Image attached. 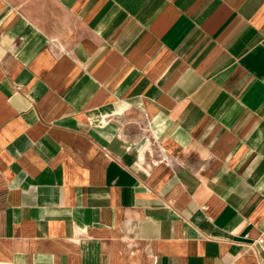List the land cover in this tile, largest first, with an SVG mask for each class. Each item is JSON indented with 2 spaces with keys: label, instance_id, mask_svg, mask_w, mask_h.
<instances>
[{
  "label": "crops",
  "instance_id": "crops-1",
  "mask_svg": "<svg viewBox=\"0 0 264 264\" xmlns=\"http://www.w3.org/2000/svg\"><path fill=\"white\" fill-rule=\"evenodd\" d=\"M264 0H0V264H264Z\"/></svg>",
  "mask_w": 264,
  "mask_h": 264
},
{
  "label": "built area",
  "instance_id": "built-area-1",
  "mask_svg": "<svg viewBox=\"0 0 264 264\" xmlns=\"http://www.w3.org/2000/svg\"><path fill=\"white\" fill-rule=\"evenodd\" d=\"M258 242L260 243H264V237L263 236H260L258 239H257Z\"/></svg>",
  "mask_w": 264,
  "mask_h": 264
}]
</instances>
